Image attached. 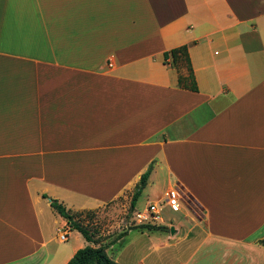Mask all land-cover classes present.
Wrapping results in <instances>:
<instances>
[{
	"label": "crops",
	"instance_id": "obj_1",
	"mask_svg": "<svg viewBox=\"0 0 264 264\" xmlns=\"http://www.w3.org/2000/svg\"><path fill=\"white\" fill-rule=\"evenodd\" d=\"M146 169L182 216L114 260L264 264V0H0V264H65L50 199L123 212Z\"/></svg>",
	"mask_w": 264,
	"mask_h": 264
},
{
	"label": "trees",
	"instance_id": "obj_2",
	"mask_svg": "<svg viewBox=\"0 0 264 264\" xmlns=\"http://www.w3.org/2000/svg\"><path fill=\"white\" fill-rule=\"evenodd\" d=\"M170 53L173 55L174 61L177 58L185 57V46L179 45L170 49ZM148 174V169L141 173L134 190L132 192L129 209L132 210L134 201L137 198L140 190L145 184L146 176ZM50 205L53 209L58 212L66 221L67 225L71 229L77 230L81 236L86 241L96 242L94 236L95 230L88 227L87 222L84 223L81 219L80 212L73 211L67 207H65L61 202L57 201L54 198H51L49 201ZM89 211L86 213V215ZM133 227L137 228H159L162 225H156L153 223H134ZM124 231H119L115 234L112 239H109L107 242L98 243L97 245H90L88 243L80 246L74 250L72 255L68 258L65 264H119L116 260H114L106 251V247L112 243L115 239L119 238ZM260 242L264 244V237L260 239Z\"/></svg>",
	"mask_w": 264,
	"mask_h": 264
},
{
	"label": "rangeland",
	"instance_id": "obj_3",
	"mask_svg": "<svg viewBox=\"0 0 264 264\" xmlns=\"http://www.w3.org/2000/svg\"><path fill=\"white\" fill-rule=\"evenodd\" d=\"M164 195L162 194L159 196V199L162 198ZM156 198V194H153V191L150 192H142L137 198V206L140 209L145 202L148 200H154ZM188 208L191 209L192 211L196 210V207L194 204L187 202ZM162 205V209L160 211V216L163 218L165 222H168L169 220L173 221L175 219H180L182 216V209L180 210H172L168 206H165L164 204L160 203ZM190 206V207H189ZM134 208L132 210L129 209V206H127L123 212L121 211H115V212H110L108 209V205H105L104 207H101L99 209H95L92 212H89L87 216L81 218L82 221H84L86 218L89 217V222H87V225L89 228L94 229L95 233L94 236L96 239H99L98 243H104L106 240H101L103 239L104 235H106V230L110 229V227L115 224V222L119 219V217H123V221L129 220L130 222H135L134 218V213H133ZM91 222V223H90ZM121 228L115 227L111 231H109V234L112 235L114 233H117L120 231ZM73 235V234H72ZM70 235L64 243H75L74 237ZM78 239H81V241L84 242V239L81 235L78 236ZM101 240V241H100ZM98 243H93L94 245H97ZM84 244V243H83ZM86 244V243H85ZM121 245V244H119ZM118 243H114L112 248L106 249L108 253H112L114 255L115 251L117 248H119Z\"/></svg>",
	"mask_w": 264,
	"mask_h": 264
},
{
	"label": "built area",
	"instance_id": "obj_4",
	"mask_svg": "<svg viewBox=\"0 0 264 264\" xmlns=\"http://www.w3.org/2000/svg\"><path fill=\"white\" fill-rule=\"evenodd\" d=\"M163 195L164 196L161 198V200L165 202L166 205H168L172 210L179 209L178 197L172 192V190L164 191ZM159 211L160 207L158 205V201H150L146 204L144 209L134 212V218L137 222L154 221L159 219ZM59 237L61 239H65L66 233L61 232Z\"/></svg>",
	"mask_w": 264,
	"mask_h": 264
},
{
	"label": "water",
	"instance_id": "obj_5",
	"mask_svg": "<svg viewBox=\"0 0 264 264\" xmlns=\"http://www.w3.org/2000/svg\"><path fill=\"white\" fill-rule=\"evenodd\" d=\"M169 229L172 230L173 228L170 226Z\"/></svg>",
	"mask_w": 264,
	"mask_h": 264
}]
</instances>
